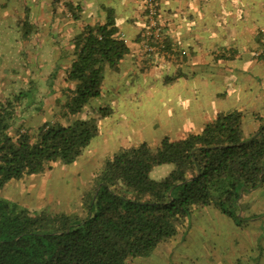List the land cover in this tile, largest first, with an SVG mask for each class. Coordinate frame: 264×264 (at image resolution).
Listing matches in <instances>:
<instances>
[{
    "label": "trees",
    "instance_id": "1",
    "mask_svg": "<svg viewBox=\"0 0 264 264\" xmlns=\"http://www.w3.org/2000/svg\"><path fill=\"white\" fill-rule=\"evenodd\" d=\"M160 2L151 0L158 13ZM111 12L105 23L87 25L73 38L60 105L64 122L46 121L33 134L17 125L33 110L31 86L0 99V188L57 162L73 163L99 134V120L114 112L106 104L95 116H80L101 95L106 73L118 71L130 53ZM259 57L264 59V49ZM243 119L238 109L223 111L179 139L120 147L93 175L76 212L33 210L0 196V264H129L185 233L206 206L240 225L246 219L243 197L264 190V116L249 137ZM166 164L169 173L155 178L154 169Z\"/></svg>",
    "mask_w": 264,
    "mask_h": 264
},
{
    "label": "rangeland",
    "instance_id": "2",
    "mask_svg": "<svg viewBox=\"0 0 264 264\" xmlns=\"http://www.w3.org/2000/svg\"><path fill=\"white\" fill-rule=\"evenodd\" d=\"M207 3L216 11L214 16L209 17V20L217 27V33L213 34L214 31L211 30L210 37L215 38L217 42L225 41V39L233 40L234 46L238 45L239 47V50L236 48L239 53H245L243 45L246 41L244 39L249 41L248 45L254 43V39L251 40L252 33H243L240 27L244 22L254 27H261L264 24V12L259 11V9H264V0L242 2L212 0ZM222 4L225 6H221ZM233 4H239L243 9L247 5V10H253L251 16L240 18L243 12L235 13L236 8ZM231 10L234 12L229 13ZM144 16L145 32L140 40L139 53L145 58H153L154 62L148 63L149 60L144 59V62L137 66L136 74L126 77V80L121 83L123 87L119 90H117L119 84L115 81L112 82L109 79L104 81L101 95L91 99L80 114L81 117L95 116L98 110L106 104L114 108L111 116L99 120V134L73 163L57 162L51 170L12 180L0 188V196L33 210L45 209L54 213L76 212L80 209L81 198L93 175L103 161L120 147L136 145L142 141L156 147L164 136L179 139L189 133L202 130L200 126L191 125L189 122L179 123V79L178 82H174V85L171 84L172 86L168 83L169 87L162 86L163 83H166L165 79L168 76L172 77L173 74H178L179 77V65H177L178 63L173 64L172 61L179 60V53L184 54L185 50L179 51L178 46L169 43L161 13H158V18L164 37L163 47L159 48L157 41L151 40V45L156 48L153 51L146 50L144 47L145 34L149 28L146 12ZM228 23L234 24L232 33L218 32L219 26L223 31L224 24L229 26ZM123 36L128 41L124 34ZM259 38L262 40L263 46L260 50L253 48L251 50L253 56H260L263 53L264 34ZM42 50L49 52L46 45L42 47ZM158 59H162V61H158ZM3 60L5 61V59H1V61ZM33 61L35 64H32L31 60L30 66L27 64L12 66L21 76L26 75L25 79H19L22 82H19L15 92H18L22 87L31 86V95H35L31 107L32 112L25 114L24 121L21 118L17 120V125H21L23 131L30 130L32 134L38 126L46 121H65L61 116L60 105L65 97L64 89L68 85L62 79L56 80L54 82L55 91L49 94L51 87H49L47 76L51 72V67L42 65L38 59H33ZM129 69L130 65L127 72L131 74ZM244 76L240 73L238 78L233 75L230 77L226 85L230 89L227 90L228 92L234 91L233 97L226 101L219 99L216 101V105L225 103L224 105L227 106L224 107L234 109L246 107L250 110L259 109L263 112L264 103H261L258 97H251L249 93L245 96ZM215 84L213 82L211 88ZM257 89L256 83L249 85V91H257ZM4 98L3 96L0 99ZM183 107L184 105L181 110ZM243 124L245 126V121ZM170 170L171 165H160L154 169L152 175L159 179L168 174ZM247 194L245 196L248 198ZM255 200L257 204L253 210L264 212V192L258 193ZM205 209L208 210L192 217L197 220L187 235L188 241L176 236L156 249L149 257L137 258L129 264H229L237 252L248 255L255 254L249 259V263L256 264L258 258L264 253V217L254 223L242 222L240 225H236L220 209L213 206ZM243 216H245L244 212ZM179 252L180 256L175 257L174 254H179ZM258 254L259 257H257ZM241 263L246 264L247 262L242 260Z\"/></svg>",
    "mask_w": 264,
    "mask_h": 264
},
{
    "label": "crops",
    "instance_id": "3",
    "mask_svg": "<svg viewBox=\"0 0 264 264\" xmlns=\"http://www.w3.org/2000/svg\"><path fill=\"white\" fill-rule=\"evenodd\" d=\"M208 1L212 0H161L159 6L169 43L178 46L179 51L185 50L184 54L179 53V60L172 61L173 64L179 65V77L178 74L168 76L165 79L166 83L162 86L169 87L168 84L172 86L179 79V123L189 122L201 128L213 120L217 113L234 109L224 107L227 106L224 105L225 103L216 105L219 99L226 101L233 97L234 91L228 92L229 87L226 85L232 75L237 78L240 73L245 75V96L249 93L251 97H258L260 102L264 103V84H262L264 60L259 56H253L251 52L253 48L260 50L263 46L259 37L264 34V24L261 27H254L244 22L240 29L243 33H252L251 40L254 39V43L248 45L249 41L245 38L246 42L243 45L245 53H239V47L234 46L233 40L225 39V41L217 42L215 38L210 37L211 30L214 31L213 34L217 33V27L209 20L216 11L207 3ZM233 5L236 8L235 13L243 12L240 18L251 16L253 10H247V5L245 9L239 4ZM70 7H73L74 11ZM259 11L264 12V9ZM74 12L79 15L78 18L74 17ZM109 12L115 18L119 33L128 38L130 47V53L121 62L119 70L109 71L105 76V81L109 79L118 83L117 90H119L123 87L121 83L126 80V77L136 74L137 66L144 62V59L149 60L148 63L154 62L153 58H145L139 53L138 36L145 27L144 0H0V98L14 93L19 85V79L26 78V75L21 76L12 66L24 64L30 66L31 60L32 64H35L33 59H38L42 65L51 67L47 80L53 83L49 94L54 92L56 88L54 82L60 79L64 81L65 69L72 61L73 38L87 25L105 23ZM232 12L234 11L231 10L229 13ZM228 24L229 26L224 24L223 31L219 26L218 32L232 33L234 24ZM44 45L49 48V52L42 50ZM129 65L131 74L127 72ZM213 82L216 84L211 88ZM255 83L258 86L257 91H249V85ZM182 105L184 107L181 110ZM238 110L244 114L243 122L245 121L246 124L245 126L243 124V131L244 135L249 137L258 130L261 124L259 116H264V111L250 110L246 107L244 109L238 107ZM261 192L264 191L252 190L247 194L248 198L243 197L246 218L244 222L254 223L264 217L263 211L253 210L257 204L256 195ZM207 207L211 206L202 208L197 214L208 210L205 209ZM196 220L191 218L188 230L179 234L180 239L188 241L187 235L195 226ZM174 255L178 257L180 252ZM253 256L255 254L237 252L229 264H242V260L250 264L249 259ZM260 262L264 263V253L258 258L256 264H261Z\"/></svg>",
    "mask_w": 264,
    "mask_h": 264
},
{
    "label": "built area",
    "instance_id": "4",
    "mask_svg": "<svg viewBox=\"0 0 264 264\" xmlns=\"http://www.w3.org/2000/svg\"><path fill=\"white\" fill-rule=\"evenodd\" d=\"M147 10V25L149 26L145 37L146 42L144 44V47L148 51H153L156 47L152 46L150 41H157L159 48L163 47L164 43V37L162 35V27L159 24V18H158V10L156 9L155 5L151 3V0H149ZM163 49V48H162Z\"/></svg>",
    "mask_w": 264,
    "mask_h": 264
},
{
    "label": "water",
    "instance_id": "5",
    "mask_svg": "<svg viewBox=\"0 0 264 264\" xmlns=\"http://www.w3.org/2000/svg\"><path fill=\"white\" fill-rule=\"evenodd\" d=\"M243 190H244V189H242V193H241V195H240V201H239V204H240V202H241V198H242V196H243ZM240 213H241V210L239 211L238 214L240 215Z\"/></svg>",
    "mask_w": 264,
    "mask_h": 264
}]
</instances>
